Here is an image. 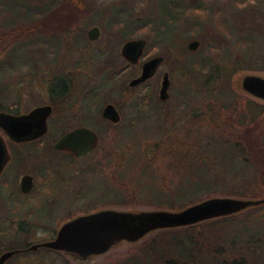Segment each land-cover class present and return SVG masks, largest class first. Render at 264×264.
<instances>
[{"label": "rangeland", "instance_id": "374dc122", "mask_svg": "<svg viewBox=\"0 0 264 264\" xmlns=\"http://www.w3.org/2000/svg\"><path fill=\"white\" fill-rule=\"evenodd\" d=\"M81 1L88 6L81 17V21L84 22L82 30L98 25L104 33L95 42H89L85 31L81 34L75 29L76 32L71 35L70 42L86 44L83 45L85 48L78 50L74 45L66 44V40L62 41L59 49L57 36L45 37L43 28L46 20H43V17L46 14L48 0H0L2 110L26 112L33 104L48 101L55 105L50 131L40 141L16 146L11 144L4 133H1L3 139L10 143L13 149L17 167L11 176L13 184L9 188V195L6 194L9 199L0 200V254L12 249H22L6 259L4 264H113L116 262L118 264L133 248L130 243H120L104 253L94 255L86 262L78 261L62 250L46 246L31 249L30 246L55 237L63 221L68 218L103 208L178 210L179 208H158L155 204L159 199L152 198L154 189L166 185L172 190V185L177 180L173 155L170 154L171 151L169 152L174 146H182L193 154L204 153L215 160L214 169L207 173L212 175L213 172H219L222 178L215 181L213 175L207 177L208 183L203 184L201 191L197 192L196 196L199 198L210 196L253 198L250 195L227 193L224 187L237 189L252 187L247 182L253 176L252 166L241 159L232 158L228 153L233 149L235 141H242V136L248 137L253 142L259 140L264 145V121L255 125L251 119L255 104L264 105V100L251 95L239 86L242 75L246 73L264 75V70H238L229 75L227 69L235 62L240 65L239 58L242 60L250 57L252 59L249 61L255 65L264 63L260 53L264 50V24H262L264 14L259 15L249 8L241 7L240 13L232 12L237 6L236 2L239 6L241 0ZM59 3L61 2H56L54 5ZM252 3L256 6L262 3L264 6V0L262 2L255 0ZM68 20L69 18L63 17L54 18L53 21ZM108 22L109 24L115 22L116 27L119 28L118 33L125 37L146 38L145 53L141 60L157 54L165 56L157 75L150 79L151 82L133 88L134 91L132 90L133 92L127 97L125 91L129 89V80L139 72L140 62L129 63L123 58L119 48L125 37L122 38L118 34L119 37L109 40ZM246 28H255L256 32L262 34L261 46L258 48L255 46L254 51L248 50L242 40L239 44L237 42L242 34L240 32ZM193 39L199 41L196 49L188 47V43ZM49 43L54 48L53 53L57 56L60 53L61 58H64L62 67L67 72L66 77L77 84V88L74 86L75 89L70 90L65 98L61 99L62 103L59 98L53 99V94L49 90L48 78L58 71V67L52 69L53 67L48 66L56 57L53 56L51 61L46 60L44 56L49 52ZM110 45L114 47L113 53L97 51L98 46L108 48ZM89 53H93L97 59L89 66L95 73L91 77L87 76L84 67H80L82 65L74 61L77 56L85 58ZM216 65L227 67L223 72L227 78L223 80L215 78L213 82L206 83L204 81L206 76ZM48 68L52 70L45 71ZM163 70L169 72L172 81L166 107H158L157 113L143 115L148 111V106L134 109L124 108L126 105H123L124 114L116 124L106 122L101 116L104 103L138 102L141 100V95L138 93H150L153 99L158 101L156 90L159 88ZM237 95L243 97L240 105H236L233 109L221 108L234 100ZM145 99L149 100L147 96ZM215 100L218 102L217 105ZM172 102L175 104L172 105ZM73 104L77 105L75 109H64ZM198 108H201L202 112L210 110L212 113L209 117L204 116L203 122L199 121L201 118L198 120L197 124L203 125L201 128H195L197 125L192 121L193 112ZM166 109L175 110L172 118L163 116ZM239 110L241 111L237 113ZM70 111L78 112L82 116L81 120L98 132V144L95 149L78 160L59 156L52 147V143L64 130L75 126ZM219 112H222V116L214 123L212 118ZM244 113L247 118L243 117ZM64 114L68 118L66 121L62 119ZM137 114L141 116L138 117ZM226 116H230L231 119L226 121ZM259 118L264 120V114L259 116L258 120ZM230 127H235V132H232ZM223 132L224 135L232 138L219 146L211 140L210 133H216L215 137H217ZM197 134L199 136L196 137ZM210 142L214 144L211 145ZM148 146L150 150L147 158L151 160L149 164L155 170L153 172L158 175L157 182L147 179L144 173L142 177L133 176L135 171L141 172L139 168L143 164L141 162L143 159L140 158L141 151ZM153 150H156L155 156ZM207 161L204 163L207 164ZM202 168L204 170V164ZM33 170L38 173L37 188L32 196L21 199L23 195L18 187L19 176L25 171ZM261 194L257 198H264V191ZM165 197L166 195L161 196L162 199ZM194 198L193 194L190 195L188 205L197 202ZM115 199L126 202L117 205L105 204ZM193 200L195 201L192 202ZM248 225L254 234L251 239L254 242L245 244V239L237 238V245L231 243L238 230H243ZM218 231L225 235L220 244L224 243L226 251L223 257L228 259V263L234 258L245 256L248 264H264V204L237 220L227 219L218 227ZM152 232L144 238L153 234ZM209 232L208 237L213 243L218 236L217 229ZM23 248L27 249L23 250ZM139 255L141 259L142 254ZM158 255L160 260L163 255L146 253L142 262L149 263L154 260L153 256L158 257ZM208 261L214 262V259ZM124 262L119 264H126L128 261L124 260Z\"/></svg>", "mask_w": 264, "mask_h": 264}, {"label": "trees", "instance_id": "16d2710c", "mask_svg": "<svg viewBox=\"0 0 264 264\" xmlns=\"http://www.w3.org/2000/svg\"><path fill=\"white\" fill-rule=\"evenodd\" d=\"M255 0H241L239 6L236 2V8L232 12H239L240 13V7L241 8H249L256 14H264V6H262V3H259L260 5H255L252 2ZM56 2H61L58 5L65 7L63 9L70 10L68 8L69 6H77L76 0H55L53 4ZM260 2V1H259ZM262 2V0H261ZM245 3V4H244ZM243 5V7L241 6ZM83 6H86V4L83 3ZM54 17L60 18L58 13L53 12ZM69 18V16H66ZM46 20V17L44 15L43 20ZM261 20V19H260ZM43 23V22H40ZM226 24V22H225ZM262 24H264V20L262 21ZM227 27V26H226ZM44 29V28H43ZM227 29V28H226ZM45 31V30H44ZM242 33V34H240ZM240 33H238L239 40L237 41L238 44L242 40L245 43V47L248 50H255V46L257 48L261 46V33L256 32L255 28L252 29H243ZM240 47V46H239ZM261 59L264 61V50L261 51ZM255 55V52L253 53V57ZM252 58L247 57L241 60V58L238 59L240 62V65H238L237 62L234 64H230V68L227 69V74H232L235 71L238 70H255V71H262L264 70V63L262 65H255L252 64L249 60ZM256 59H258V56L256 55ZM205 61V60H204ZM242 61V63H241ZM260 61V60H258ZM257 62V61H256ZM251 63V64H250ZM205 65V62L203 63ZM229 67V66H228ZM232 67V68H231ZM227 67L224 65L219 66L216 65L213 71H211L204 80L206 83L208 81L215 80V78L223 80L224 78H227L225 71ZM214 92V91H213ZM242 96L237 95L235 96L234 100L229 101L227 104H224L221 106V108H231L235 107L236 105L241 104ZM216 105L217 101L215 100ZM2 109V106H0V110ZM253 109V108H252ZM241 110H239L237 113H239ZM198 113V115H197ZM253 116L251 119L253 120L254 124H258L263 119L258 120V117L264 114V105L257 103L255 104V108L253 109ZM188 114V113H187ZM212 113H210V110L208 111H201V108L195 109L193 112V122L197 125L195 128H201V125H198V120L203 122L204 116H210ZM256 114V115H255ZM222 112H219L217 116H213L212 121L216 123L217 118H221ZM244 118H247V115L243 114ZM231 118L230 116H226L225 120L229 121ZM239 121V120H237ZM240 122H238L239 125ZM237 127V125H235ZM230 127V130L232 132H235L236 128ZM194 128V130H195ZM211 134V140L218 144L219 146L224 141L230 140L232 137L224 135V132L217 135L215 137V134ZM199 136L198 134L196 137ZM210 142L211 145L214 143ZM234 147L233 149L228 153L231 155L232 158H238L241 159L244 163L250 164L252 166V173L253 176H251L250 180L248 179L247 182L252 187H243L241 189H237L236 187H229L225 188L227 193H238L240 195H250L253 198H257L259 195H262L264 191V145L261 144L259 140L252 141L246 136H242V141L238 140L233 143ZM178 147H180L178 149ZM150 150L149 146L145 147L141 151L140 158L143 159V164L140 165V171H135L133 173V176H139L142 177L143 173L146 174L147 179L152 180V182L158 181V175L155 174L153 171L154 169L151 168V160L148 159V151ZM155 156V151L153 150ZM173 155V167H175V174L178 176L175 183L172 185V190L169 189L166 185L163 186V188L160 187V189L155 190L154 189V195L152 198L159 199L158 202L155 204L158 208H184L189 203V197L190 195H194V199L196 201H200L203 198L198 197L197 192L201 191V187L203 184H207L208 182L207 177L212 176L215 181L219 178H222V175L218 173H212V175L208 174L213 170V164L215 162L213 157H208L204 153L197 154L192 153V151H189L186 148H182V146H174L172 147L169 152ZM196 161L194 162V160ZM207 161L204 163V161ZM205 166L204 170H202V166ZM150 167V168H148ZM209 171V172H208ZM208 172V173H207ZM141 173V174H139ZM155 177V178H153ZM167 190V191H166ZM256 190L257 192H255ZM162 195H166L165 198H161ZM135 197V196H134ZM193 199V198H191ZM190 199V200H191ZM193 200L192 202H194ZM126 201H120L119 199H115L114 201L105 202L106 205H117L119 203H124ZM192 204V203H191ZM263 204L253 205L249 206L239 212L232 213L225 216H219L215 218H210L207 220H203L201 222H197L195 224L186 225V226H178V227H167V228H161L158 229L156 232H152L150 236L143 238L139 241L135 242H128L133 246L128 253L127 257L120 260L118 262L125 263L124 260H127L128 262L126 264H202V262H205L204 264H235L236 262H239L238 264H248L247 259L245 256H242V258H234L231 262L228 263V259L223 257V254H225V248L224 243L220 244V241L223 239L224 236L218 231V227L220 225L224 224V222L227 219H233L237 220L243 215L249 213L254 208L260 207ZM84 212V210H83ZM217 229V239L211 243L210 238L208 237V234L210 233V230ZM254 237V234H252L250 225L245 226V229L238 230V233L231 239V243L237 245V238H243L245 239V244L249 243L252 244L254 240H251ZM124 243V242H122ZM180 247V249H179ZM146 253H159L163 255V257L159 260L158 257H154L151 262L146 263L142 262L144 261V256H146ZM142 254V258L139 259L140 255ZM139 255V256H138ZM208 259H214V262H209ZM117 263V262H116ZM113 263V264H116Z\"/></svg>", "mask_w": 264, "mask_h": 264}, {"label": "water", "instance_id": "95a60500", "mask_svg": "<svg viewBox=\"0 0 264 264\" xmlns=\"http://www.w3.org/2000/svg\"><path fill=\"white\" fill-rule=\"evenodd\" d=\"M95 31H97L95 33ZM98 36V27L89 30V37ZM143 38L130 39L122 47L124 56L132 62L137 61L144 49ZM199 45L197 39L188 43L190 49ZM163 56H155L144 62L142 72L130 81L135 85L154 73L157 64ZM168 73L164 74L160 97L168 96ZM239 86L251 95L264 100V75L246 73L239 79ZM49 105L39 106L27 113H11L0 110V128L15 141L24 137L37 138L48 128L46 116ZM42 113L35 122L33 118ZM102 114L118 121L120 115L112 103H108ZM98 135L95 130L86 126L71 129L59 137L53 144L56 149H70L76 155L83 156L95 149ZM5 155V142L0 134V168ZM30 175L23 177V185H28ZM264 204V198H239L233 196H210L185 206L182 209H138L126 210L117 208H103L97 211L75 216L59 227L55 237L41 243L32 244L31 249L46 246L51 249L62 250L76 260L86 262L94 255L104 253L122 242H135L143 239L154 230L167 227H178L195 224L203 220L225 216L239 212L249 206ZM17 249L4 251L0 254V264L16 253Z\"/></svg>", "mask_w": 264, "mask_h": 264}, {"label": "flooded vegetation", "instance_id": "af4514ba", "mask_svg": "<svg viewBox=\"0 0 264 264\" xmlns=\"http://www.w3.org/2000/svg\"><path fill=\"white\" fill-rule=\"evenodd\" d=\"M55 2V0H48V5L46 6L45 10H46V14H45V17H46V23H45V37L47 38H51L53 35L57 36L59 38V49L61 48L62 46V41H65L66 40V44H72L75 46V49H78V50H82L83 48H85L84 46L86 44H80V43H71L70 42V39H71V35L73 33H75L76 31H74L75 29H78L81 34H83L85 31L86 32V35L89 39V42H95L96 40H98L100 37H102L104 31L103 29H101L98 25H92L90 27H88L86 30H82V25H83V21H81V17H82V14L83 12H85L88 8V6H83V2L81 0H77V6H74L73 8L70 6L68 8H70V10H65L62 8V6L60 5H54L53 3ZM85 9V10H83ZM92 6H90V10H92ZM53 12L55 13H58L59 17L60 18H65L66 16H69V20L68 21H53L54 18L56 19V17H54L53 15ZM67 18V17H66ZM54 24V25H53ZM108 25H110V27L107 28V33L110 34L108 36V39L111 40L113 38H115L116 36L119 37L118 33L119 32V28L116 27V23L113 22L111 24H109L108 22ZM93 26H97L98 27V36L94 39H91L89 37V30L93 27ZM82 30V31H81ZM97 31H95L96 33ZM120 36L125 37L123 35L120 34ZM136 38H143L145 40V44H144V49H143V52L142 54L139 56V58L137 59V61L135 62H132V61H129L123 54L122 52V47L124 45V43L130 39H136ZM69 43H68V42ZM111 42V41H110ZM146 43H147V40L146 38L144 37H125L123 38V43L121 44L120 48H119V53L123 56L124 59H126L129 63H135L137 64L138 62H140V70L139 72L134 75L130 80H129V89L125 88L127 92V95H125L126 97L128 95H130L134 90L133 88L137 87L138 85H141L142 83H150V79L154 78L156 75H157V72L159 70V68L162 66L164 60H165V56L163 54H157V55H154V56H150V57H147L145 59H142V56L144 55L145 53V46H146ZM112 44V43H111ZM84 45V46H83ZM49 52L45 53V59L46 60H53V56H55L56 58L53 60L52 64L51 65H48L49 67H53L52 69L58 67V71L54 72L55 74L52 76V77H49L48 78V84H49V90L50 92L53 94V99H56V98H59V100L65 98L66 94L72 90L74 88V86L77 88V84L71 80L70 78H67L66 75H67V72L65 71V68L62 67L63 65V62L62 60L64 58H61L62 55L59 53V55L57 56L55 53H53L54 51V48L53 46L50 45L49 43ZM97 51H99L100 53H104V52H111L112 53L114 52V47H111V45L108 47V48H105V47H102V46H98L97 48ZM75 56V55H74ZM155 56H163V60H161L158 64H157V67H156V70L154 71V73L152 75H150L148 78H146L145 80L135 84V85H131L130 84V81L139 76L142 72V67H143V64L145 61L155 57ZM95 60L96 59V56H94L93 53H89L85 58H82V57H79L77 56V58H74V61L76 64H80L82 66L80 67H84L85 71H87V76L91 77V76H94L95 73L93 72V69L90 70L89 66L91 63H95ZM141 60V61H140ZM86 62V63H85ZM62 67V68H61ZM87 68V69H86ZM52 69H46L45 71H50ZM70 72H73L72 69H69ZM123 71V69L121 70ZM168 73V80H169V84H168V88H167V92H168V96L163 99L160 97V90H161V85H162V81H163V78H164V74L165 73ZM76 75L77 73L74 72ZM71 74V73H70ZM160 81V85H159V88H157L156 90V93L158 94V98L159 100L156 101L154 100L153 96L150 94V93H144V94H141V93H138V95H141V100H139L138 102H134V101H125V102H116V101H111V102H106L104 103V105L102 106V109H101V116L106 120V122H111L113 124H116L119 122V120L122 118L123 116V112H122V108H123V105H126L124 108H134V109H139V108H144V107H147L149 108L148 111L144 112L143 115H148V114H154L153 112L157 113L156 112V109H158V107H166V104L167 103V99L169 98L170 96V92H169V89L170 87L172 86V81H171V78L169 76V72L167 70H163V72L161 73V79L159 80ZM75 89V88H74ZM133 90V91H132ZM76 91H80V90H76ZM82 94V93H81ZM146 96L149 98V100H146ZM85 98V97H84ZM61 103H62V100H61ZM108 103H112L117 112L119 113L120 115V119L118 121H112L111 119L105 117L102 112H103V109L104 107L108 104ZM172 105H174L175 103L172 102L171 103ZM45 105H49L50 106V110L48 111L49 113L47 114L46 116V120H47V125H48V128H47V131L37 137V138H33V139H27L26 137H24L23 139H21L20 141H15L13 140L12 138H10L6 132L0 128V134L1 133H4L7 137H8V140L11 141V144L12 145H16V146H21V145H24V144H28V143H34V142H38L40 141L43 137H45L48 132L50 131V127H51V119H52V115L54 114V111H55V105L48 101V102H44V103H35L33 104V106L28 109L26 112H16V111H8V112H11V113H15V114H19V113H27L39 106H45ZM77 107V105L73 104V105H70V106H66L64 109L66 110V108H70V109H75ZM171 107V106H170ZM142 108V109H143ZM175 109V108H174ZM2 110V109H1ZM6 111V110H5ZM64 112V110H62ZM165 112H163V116L165 118H169L171 117L172 118V115L175 114V110H164ZM62 112V113H63ZM159 112V110H158ZM70 113L72 114V119L75 121L74 124L75 126L73 127H70L66 130H64L57 138L56 140L61 137L64 133H66L67 131L71 130V129H74L76 127H79V126H86L88 128H91L93 130L96 131V133L98 134L97 130L92 128L90 126V124L86 123V122H83L81 119H82V116H80L78 114V112L76 111H70ZM69 113V114H70ZM138 113V112H137ZM160 113V112H159ZM43 114L42 113H37L36 116L33 118V120L36 122L37 119L39 118V116H42ZM138 117L141 116V114H137ZM66 114H64V116H62V119L66 121ZM73 123V122H72ZM71 123V124H72ZM2 136V134H1ZM3 138V136H2ZM55 140V141H56ZM54 141V142H55ZM5 155H4V158L2 160V164H1V168H0V200L2 201L3 199L7 200L9 199V188L12 187V177L13 176V172H15V169H16V164H15V161H16V156L13 152V149L10 147V143L8 144L7 141H5ZM54 142L52 143V147L53 149L55 150L54 152L58 153L59 156H67V158H70V160H78L82 157H85L86 155L90 154H86V155H83V156H78L76 155L72 150L70 149H56L54 148L53 144ZM24 157V155H23ZM69 160V159H68ZM34 172V173H33ZM25 175H30V178H29V183H26L28 185H23L22 181H23V177ZM36 175H38V173L36 171H29V172H24L22 173L20 176H19V184H18V187H19V190L20 192L22 193L23 196H21V199L25 198V197H30L32 196L34 190L37 188L36 187ZM7 194V195H6ZM14 201V199H13ZM71 219L68 218L67 220ZM65 220V221H67ZM63 221V223L65 222ZM39 247H42V246H39ZM38 247V248H39ZM28 248V247H27ZM27 248H23V250L27 249ZM18 251H22V249H17ZM17 251V252H18ZM8 259V258H7Z\"/></svg>", "mask_w": 264, "mask_h": 264}]
</instances>
